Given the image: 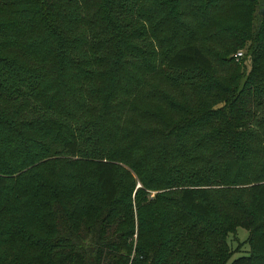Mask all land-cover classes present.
Masks as SVG:
<instances>
[{
	"label": "trees",
	"instance_id": "16d2710c",
	"mask_svg": "<svg viewBox=\"0 0 264 264\" xmlns=\"http://www.w3.org/2000/svg\"><path fill=\"white\" fill-rule=\"evenodd\" d=\"M169 1L0 0V264H227L246 221L228 264L264 255V0ZM164 203L166 255L131 258Z\"/></svg>",
	"mask_w": 264,
	"mask_h": 264
},
{
	"label": "rangeland",
	"instance_id": "374dc122",
	"mask_svg": "<svg viewBox=\"0 0 264 264\" xmlns=\"http://www.w3.org/2000/svg\"><path fill=\"white\" fill-rule=\"evenodd\" d=\"M50 2V0H47ZM161 1V0H159ZM169 1V0H168ZM196 7H199L200 10H205L206 8H209L206 0H197L196 2ZM245 2L240 3L241 8L239 9V13L240 16H238V20L240 22L243 23V25H245L246 27L249 28V30L254 31L257 27V21L259 19H261L262 17H264V9L263 7H260L258 4L253 7L251 10L248 9L247 14H245V10L243 11V5ZM165 7H171L173 8L174 11H178L180 8L179 2H175L172 1L169 3L167 2L165 5ZM208 11H207V15H208ZM238 13V14H239ZM217 20L219 22H222L224 20H228V19H219L217 18ZM188 21V20H187ZM218 24V23H217ZM244 26V27H245ZM236 52H241L242 54L244 53L243 49H239L237 51H233L230 52L228 54V57L231 58L233 60V62H237V59L234 58V54ZM239 61V60H238ZM240 62V61H239ZM245 64H247V62H245ZM216 76V75H215ZM132 177V181H134V186L135 188L139 187V183L137 181V179L134 176ZM140 188V187H139ZM145 196L147 200L152 199V196H154L157 193H162L160 190H154V191H144ZM133 196V193L131 194V198ZM177 196L175 195H168V199L170 200H176ZM209 204L208 205L210 212H211V221L214 219V222L219 223V224H225L224 227L228 226L230 224V219L227 217H225V215L223 214H219L217 213V204L216 202L209 198ZM170 206L166 207L165 203L163 204V206L159 209V212H145L142 211L141 213L139 212H134V208H133V215H134V223H135V228L134 230L136 231V216L137 213L139 214V216L145 220L142 226V230H141V234L140 237H136V235H133L132 237V242L130 244L131 246V251H130V257H134L138 260L141 259V257L139 255H135L134 251H136V247L137 245H141V250L140 252L142 253H152L154 250L152 241L155 237L156 234H159V259H163V256L166 255L164 252L161 254V249L160 248H170V245L167 243L170 239L172 234H170L167 230V228L165 227V222L167 219V214L164 212L165 210L168 211L167 208H170ZM165 208V209H164ZM169 212V211H168ZM257 218H259L260 216H256ZM147 220V221H146ZM225 220V221H224ZM200 222L203 224L204 221ZM252 221H246V223L243 226H239L236 228H231L229 231V233H225L224 235H222L221 241L219 243L220 247H223L225 249V251L227 249H230L231 252H235L232 254L230 260L228 262H230L231 260L239 257V256H246L248 255L249 252V247L248 245L245 243V240L248 238L249 233H248V225H250ZM223 227V228H224ZM204 245L205 242H202L201 245ZM222 248V249H223ZM175 255H178L175 259H171V258H166L167 261L175 263V264H183L184 261L191 263L193 262L192 259L190 257H188L186 255L187 250H182V249H174L173 250ZM194 252H201V250H196ZM188 253V252H187ZM208 253V254H207ZM207 253H202L200 256L196 257L195 260L201 261L204 258H207V256H209V251ZM189 254V253H188ZM170 257V256H169ZM227 262V264H228ZM260 262H264V255L263 256H257V259H255V264L260 263ZM193 264H195V262H193Z\"/></svg>",
	"mask_w": 264,
	"mask_h": 264
},
{
	"label": "built area",
	"instance_id": "2783aa9c",
	"mask_svg": "<svg viewBox=\"0 0 264 264\" xmlns=\"http://www.w3.org/2000/svg\"><path fill=\"white\" fill-rule=\"evenodd\" d=\"M240 56H241V52H236V53L234 54V58H235V59H238Z\"/></svg>",
	"mask_w": 264,
	"mask_h": 264
}]
</instances>
